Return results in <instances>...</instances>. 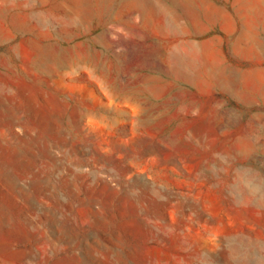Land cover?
Returning a JSON list of instances; mask_svg holds the SVG:
<instances>
[{
    "label": "rangeland",
    "instance_id": "obj_1",
    "mask_svg": "<svg viewBox=\"0 0 264 264\" xmlns=\"http://www.w3.org/2000/svg\"><path fill=\"white\" fill-rule=\"evenodd\" d=\"M0 264H264V0H0Z\"/></svg>",
    "mask_w": 264,
    "mask_h": 264
}]
</instances>
